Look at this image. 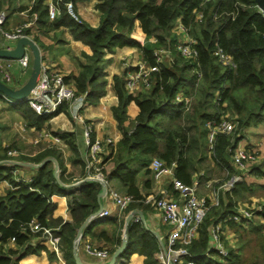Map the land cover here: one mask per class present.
Segmentation results:
<instances>
[{"label": "trees", "instance_id": "trees-1", "mask_svg": "<svg viewBox=\"0 0 264 264\" xmlns=\"http://www.w3.org/2000/svg\"><path fill=\"white\" fill-rule=\"evenodd\" d=\"M16 1L0 0V11L11 8ZM69 1L77 18L66 9ZM84 1L59 0L60 14L49 22L45 0H33L31 6L28 0L27 5L15 8L19 12L30 6L28 13H37L36 28L26 32H32L33 40L40 47L42 34L37 32L60 26L68 28L74 40L90 47L91 54H84L86 62L80 64L79 72L65 78L73 83L77 94L85 93L86 102L95 103L104 94L106 52H113L117 46H136L141 59L153 64L156 48L164 46L169 50L168 57L159 63V70L151 73L148 88L128 92L124 84L126 70L112 76L118 99L112 111L121 137L102 153L100 165L107 180L116 178L125 192L133 196L134 201L125 209L145 206L140 201L144 195L140 192L137 175L140 170L149 172L153 157L167 165L174 163V176L191 183L193 174L198 172L196 166L204 156L206 121L218 120L222 114H227L234 127L230 132L216 133L211 152L216 165L226 168L224 180L230 179L238 170L232 164L228 149L238 144L242 137L238 134L244 128L264 124V9L258 7L256 0H97L95 8L100 18L98 25L92 26L81 20L75 10L76 5ZM176 22L196 40L195 57H184L175 50L178 33L172 27ZM217 46L231 56V64L218 61L213 53ZM177 94L183 98L181 102L175 101ZM130 100L137 104L139 111L126 126V106ZM24 108L26 122L34 126H39V121L43 122L52 114L39 115L27 106ZM6 149L8 147L2 148L3 153ZM3 153L0 152V159L7 158ZM52 154L59 160L58 155ZM41 157L30 160L38 162ZM59 165L60 179L68 182L61 163ZM12 167L10 163L0 165V181L10 184L0 195V264H25L28 255H37L41 250L49 259L55 257L54 249L40 231L30 229L31 221L51 228L58 236V249L64 260L74 264L72 240L79 225L99 207L100 183L85 181L80 191L70 193L67 204L71 220L62 221L51 215L55 207L51 196L65 194L64 187L54 178L53 164L46 162L37 168L36 175L27 184L12 175ZM246 174L259 179L264 177V169L251 164ZM148 183L146 181L145 185ZM252 184L242 178L218 197V204H210L208 200L210 206L198 227L197 237L187 246L196 264L219 263L216 253L208 251L209 227L234 213L238 198L249 192ZM225 223L229 227L238 224L230 220ZM252 230L258 234L259 228ZM126 234L127 245L119 258L127 259L136 252L141 255V264H159L153 256L159 250L156 237L140 220H131ZM35 236L39 241L32 242ZM220 238L225 242L221 233ZM227 249L225 257L236 262L233 247ZM262 250L264 254V246Z\"/></svg>", "mask_w": 264, "mask_h": 264}, {"label": "crops", "instance_id": "crops-1", "mask_svg": "<svg viewBox=\"0 0 264 264\" xmlns=\"http://www.w3.org/2000/svg\"><path fill=\"white\" fill-rule=\"evenodd\" d=\"M45 1V3H47L49 0ZM159 1L160 0H155V2ZM96 3L97 0H85L82 3H78L75 7L76 13L78 14L77 16L92 26L98 25L100 18V12L95 8ZM15 13H17L20 18H24V14H21L18 11ZM9 19L10 18L7 19V22ZM7 22L4 25V28L11 29L14 27V25H10ZM35 26L36 23L30 27V29L34 28ZM172 29H174V31L180 35V32L177 31L176 25L172 27ZM37 34H42L41 47L35 42L41 54V63L49 68L59 70L65 76V78L72 74H77L80 70V64H84L86 62L84 54H91L90 47L79 40H74L69 29L63 26H60L59 28L48 27L43 29L41 33L37 32ZM30 35L33 37L32 32H30ZM5 47L7 46L4 45L3 48ZM104 57L108 59L107 64L103 68L106 78L104 94L100 96L98 101L95 103H88L85 101V104L80 110L82 116L81 122L74 119L70 113V109L67 108L66 105H63L62 107L64 108L62 110L58 108L59 110L57 109L46 120L43 122L39 121L41 123L39 126L30 125L26 122L24 116V107L27 106L30 108L26 103L11 105L4 102L3 100L0 101V152L3 153L2 148L8 147V149H6V151L3 153L7 158L0 159V165L4 163L12 164L13 167L10 169L12 175L15 178L21 179V181L27 184L36 175L37 168L30 165H22L20 163H38L46 157L54 158L57 162L58 180L60 182H58L55 177L54 178L62 187H64L65 194H53L51 196V201L55 204L51 215L54 218H62V221L71 220L67 204L70 193H76L80 191V188L85 181H97L93 177L89 176L85 171L87 145L83 136L84 125H90L92 127V131L90 133L92 138L97 137L102 139L104 137H110L113 143L118 141V139L121 137V131L117 126V121L112 111V108L118 103V99L112 85V76L114 74H120L124 70L122 67V62L124 60L129 61L132 64H136L138 61L142 60L138 47L129 45L117 46L114 48L113 52H106ZM12 60H14L12 61L11 66V72L14 77L13 81L11 82L13 85H6L13 89H17L27 80L26 76L28 71L31 70V60L28 67L24 69V71L16 59ZM66 81L68 83H72L69 79H66ZM137 90L141 89L137 88ZM138 111L139 109L137 104L133 100H130L126 106V119L124 121V125H130ZM56 137L58 140H56ZM246 139L247 138L244 137L240 140V143H244ZM9 150L14 151V153H9ZM52 152L59 156V160L56 159ZM35 156L42 157L38 162L31 161L30 159ZM58 162L61 163L63 175L66 180H68V182H63L60 179L61 169L59 165L60 163ZM51 163L53 164L54 175L55 165L53 162ZM232 164L236 170H239V168L236 167L233 162ZM233 175H237V173ZM195 178H199V182L201 184L198 192L200 194L206 195L208 200H210V204H212L211 200L215 198L218 199V197L225 192V188L222 187V184L226 180L221 181V183H217L216 180L209 179L207 176L203 175V172L194 173L193 179ZM248 178H251L254 181L252 175L246 174V179L251 181ZM258 180L260 181V179H257V181ZM107 181L111 188L115 189L119 193H126L124 187H122L116 178H111ZM146 181L149 182L147 185H145ZM208 181L210 183L209 185H207ZM137 182L140 187V192L142 195H144V197L146 195H160L162 193L174 197L177 196L176 191L170 183V175H165L161 179L155 180L152 177L150 167L148 173H144L143 170L139 171L137 175ZM262 186H264V183H253L251 190L242 195V197L238 198L237 205L235 206V212L238 209L240 210L245 207H254L256 204L264 205V201L260 199V196L256 194L254 197L252 196L254 194L250 193L255 191V189L258 187L264 188ZM9 187L10 184L6 180L0 181V195L4 194ZM99 201L102 205L101 209L108 210L109 215L103 218L94 217L87 221L83 226L79 239L76 240L75 236L77 230L82 225L84 222L83 221L77 228L72 240V255L73 249L76 247V254L83 263L104 264L109 261L111 253L121 245L123 235L124 233L126 234L127 226H125L124 220L127 214L132 210H136L141 213H137L138 215L134 214V216L137 215L140 218V222L146 229L156 231L159 234L161 240H165V237L168 233V224L162 222L157 210L149 205H146L141 200V203L145 206L141 205V207H134L131 210L124 209L121 214H118V208L109 198L107 189L105 194L100 197ZM134 216L131 220L134 219ZM219 221H221V219ZM89 224L93 225H91L89 230H87ZM220 225L223 234V229L224 227L227 228L228 224L221 222ZM242 225L245 230H249V234H253L254 232H252V229L258 226V234L262 233L264 235V210L252 217L250 220H248V222L242 223ZM55 237L58 239V236ZM156 240L159 247L160 244L157 237ZM36 241H39L38 236H35L32 239V242ZM86 243H90L96 247L107 248L110 252L109 256L100 258L89 254L85 248ZM225 246L228 247L226 244ZM153 256L157 260L156 251L154 252ZM119 261H123L124 264H141V255L135 252L131 253L127 259L118 257L114 264H118ZM24 263L67 264L61 251L59 250L58 252H55V257L52 259H49L47 257V253L41 250L37 255H28Z\"/></svg>", "mask_w": 264, "mask_h": 264}, {"label": "built area", "instance_id": "built-area-1", "mask_svg": "<svg viewBox=\"0 0 264 264\" xmlns=\"http://www.w3.org/2000/svg\"><path fill=\"white\" fill-rule=\"evenodd\" d=\"M32 3L33 0H30V6ZM30 6L19 11L21 14H24L23 21L11 29L4 28L7 22L5 15L7 9L0 11V40L2 37L14 41L20 37L33 39L32 35L26 32L37 21L36 12L28 13ZM46 6L48 21L54 20L60 14L59 0H49ZM65 6L67 11L74 18H77L72 9V3L69 1ZM200 17L201 13L199 14ZM176 28L183 39L176 42L175 50L184 57H195L197 55L195 48L196 40L188 35L187 29L180 22L176 24ZM26 47L21 57L16 59L23 68V71L28 67L30 62V55L26 51ZM213 53L219 62L231 64V56L224 52L221 47L217 46ZM168 54L169 50L167 47L161 46L153 51L155 59L153 64L147 63L144 60L132 64L124 60L122 67L126 70L124 83L126 90L128 92H134L137 91V88H148L151 83V73L159 70V63L164 61L165 57H168ZM12 61L14 60L0 57V81L2 83L8 84L13 81L14 77L11 72ZM0 97L11 105L25 102L39 115L54 113L61 105H66L70 109L72 117L80 122L82 121L80 110L85 104V93L77 94L75 86L72 83H68L65 76L59 70L49 68L42 63L36 84L26 97L13 99L1 92ZM182 99L181 95L177 94L175 101L181 102ZM205 126L208 128L207 142L211 148L216 133L230 132L234 127V123L228 118L227 114H222L218 120L206 121ZM91 131L92 127L90 125H84L83 136L87 145L85 171L89 176L94 179H100L106 184L108 196L118 208V214H121L134 201V198L130 194L119 193L108 185V181L101 170L100 163L102 153L107 152L109 147L114 143L110 137H104L102 139L97 137L92 138L90 136ZM56 140H58L57 137ZM228 150L231 151L232 162L239 169L245 168L246 165L248 167L251 163H254L253 161L256 158L253 152L246 151L239 145ZM9 153H14V151L9 150ZM173 165L174 163L167 165L157 157H153L149 163L152 177L155 180H159L165 175H170V183L176 191L177 196L174 197L166 195L165 193L160 195H146L141 201L157 210L162 222L168 224L167 236L164 241L162 240V245L159 246V250L157 251L159 264H196L195 256L190 255L187 246L197 237L198 227L210 204L207 196L198 192L201 186L198 178L192 179L191 183H184L174 176ZM238 178V175H233L222 184V187L225 190L231 189L238 181ZM16 179L21 181V179ZM209 184L208 181L207 185ZM211 202L212 204H218V199L215 198ZM263 210L264 205L261 204H256L254 207H245L226 215L221 221L212 224L209 227L210 243L208 251H214L220 257H225L228 254V249L220 238V233L222 234L221 222L230 220L238 224L241 223L242 225V223L248 222V220ZM107 215H109L108 210L101 209L96 217L103 218ZM139 220L140 218L135 215L133 221ZM29 225L32 231H40V235L48 240L55 252H58V239L54 236L51 228L42 227L35 221H31ZM85 248L89 254L100 258L108 257L110 254L107 248L96 247L90 243H86Z\"/></svg>", "mask_w": 264, "mask_h": 264}, {"label": "rangeland", "instance_id": "rangeland-1", "mask_svg": "<svg viewBox=\"0 0 264 264\" xmlns=\"http://www.w3.org/2000/svg\"><path fill=\"white\" fill-rule=\"evenodd\" d=\"M27 1L28 0H17L15 3H13L11 8L6 10V17L7 19L10 18L7 22L8 24L15 26L23 21V19L20 18L17 13H15L17 12V10H19L16 9L15 6H25L28 3ZM182 39L183 38L178 35V41ZM15 42L16 41L14 40H7L2 37L0 40V48H3L4 45L7 46L6 48L13 47ZM26 51L30 55L32 65V52L29 47H26ZM30 72L31 70L28 71L26 79L30 75ZM8 84L13 85V83ZM2 100L3 99L1 98L0 101ZM3 101L5 102V100ZM238 135H242L241 139H243L244 137H246L247 139L246 141H244V143L242 142L243 144L240 143V139L237 145L244 148L246 151L253 152V154L256 155V158L253 161L254 163L251 164L261 165V168L264 169V124H259L256 127L250 126L244 128V130H242ZM211 150L212 148H210L208 143L205 141V145H203L202 150L204 156L196 167L198 172H203V175L207 176L209 179L216 180L217 183H219L220 181H223L224 177L226 176V168H220L216 165V163L213 161ZM246 167L237 171V175L240 176L241 179H246V172L248 171L249 166L247 168ZM240 178H238V181L241 180ZM248 179L251 180L249 182H253L254 184L257 182L264 183V177L259 178L260 181H257V179L255 178H253L254 181L251 178ZM250 193L254 194H251L254 197L257 194L258 196H260V199L264 201V188L258 187L255 189V191ZM223 230V235L225 236V244L227 246H230L231 248L233 247L235 254H237V260L236 262H231L226 257L223 258L216 254L218 256L217 258L219 259L218 264H264V254L262 250V246H264V235L262 233L249 234V230H245V228L241 224L231 225L230 227L228 225V227H224Z\"/></svg>", "mask_w": 264, "mask_h": 264}, {"label": "water", "instance_id": "water-1", "mask_svg": "<svg viewBox=\"0 0 264 264\" xmlns=\"http://www.w3.org/2000/svg\"><path fill=\"white\" fill-rule=\"evenodd\" d=\"M256 3L258 5L259 8L264 9V0H256ZM25 46L29 47L31 52H32V65H31V72L30 75L28 76L27 80L17 89H13L11 87H8L6 84L2 83L0 81V92L4 93L7 97L9 98H13V99H21L26 97L29 93L30 90L35 86L36 84V80L39 74V70H40V66H41V54L39 51V48L37 46V44L35 43V41L29 37H20L16 40L15 44L13 47H8V48H0V57L3 58H8V59H17L19 57H21V55L24 52V48ZM51 161L54 163L55 167H54V177L57 179L58 182H60L58 180V166H57V162L54 158L52 157H46L43 160H41L38 163H26V162H22L20 164L22 165H30L33 166L35 168L41 167L42 165H44L46 162ZM97 181H99V183L101 184V191L98 193L97 197H98V202H99V208L97 211H95L94 213H92L90 216H88L84 222L82 223V225L78 228L77 233H76V240L79 239L83 226L85 225V223L87 221H89L90 219L94 218L97 216L98 212L101 210L102 205L100 204V197L103 196L106 192L107 186L106 184L100 180V179H96ZM141 214L140 212L136 211V210H132L130 213L127 214L126 218H125V226L128 225V223L130 222V220L133 218L134 214ZM137 214V215H138ZM154 236L157 237L158 242L160 245H162V240L159 236V234L156 231H152L149 230ZM126 234L124 233L123 238H122V242L121 245L115 249L109 258V261L107 263L104 264H114L115 260L119 257V255L124 251L125 246H126ZM73 256H74V264H86L83 263L80 258L78 257V255L76 254V247L73 249Z\"/></svg>", "mask_w": 264, "mask_h": 264}]
</instances>
